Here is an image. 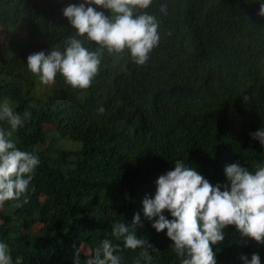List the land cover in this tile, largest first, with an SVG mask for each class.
Returning <instances> with one entry per match:
<instances>
[{"label":"trees","instance_id":"1","mask_svg":"<svg viewBox=\"0 0 264 264\" xmlns=\"http://www.w3.org/2000/svg\"><path fill=\"white\" fill-rule=\"evenodd\" d=\"M83 0H0V27L37 39L0 55V102L9 100L23 119L11 139L39 157L28 191L0 206V242L22 264H81L106 238L120 245L121 264H181L166 231L144 217L142 201L177 160L194 167L213 186L228 183L233 163L254 172L264 146L252 133L264 128V16L258 0H153L146 10L160 21L161 40L138 66L130 53L103 54L100 72L86 90L61 75L44 98L32 96L38 78L27 69L30 54L63 51L75 35L63 9ZM167 4L168 14L159 12ZM95 7V5H93ZM110 16L108 10L97 8ZM14 29V30H13ZM15 31V32H16ZM84 46L95 50L84 37ZM249 97L247 102L244 97ZM103 106L105 112L97 109ZM0 127L9 130L6 122ZM74 141L73 149L44 147L47 132ZM53 155L50 157V155ZM223 190V188L221 189ZM139 213L138 238L147 239L151 261L110 237L113 222ZM167 218L172 219L165 212ZM217 264H243L264 244L241 238L234 226L212 245Z\"/></svg>","mask_w":264,"mask_h":264},{"label":"clouds","instance_id":"2","mask_svg":"<svg viewBox=\"0 0 264 264\" xmlns=\"http://www.w3.org/2000/svg\"><path fill=\"white\" fill-rule=\"evenodd\" d=\"M153 0H83L63 9V16L75 29V35L65 42L63 51L51 48L30 54L27 69L45 86L55 83L61 75L65 83L74 89L86 90L100 72L103 54L122 55L130 53V59L138 66L145 65L151 52L159 46L160 21L155 14L146 10ZM258 15L264 16V0H258ZM95 5V7H93ZM108 10L111 15H105ZM159 12L168 14L167 4H162ZM84 37L97 46L90 50L84 46ZM247 102L249 97L245 96ZM105 112L103 106L97 109ZM0 122H6L9 130L0 127V206L6 201L19 199L25 194L40 164L39 157L20 150L11 139L13 133L23 126V119L10 101L0 104ZM264 146V128L251 134ZM228 183L213 186L194 167L185 166L177 160L173 170L156 180L154 196H146L142 201L144 217L151 222L157 233L166 231L173 242L172 249L181 258V264H217L212 245L225 239V229L234 226L243 238L264 244V164H257L255 171L241 167L239 163L224 169ZM223 188V190H221ZM165 212L172 219L167 218ZM141 224L136 213L129 223L116 221L111 225L110 237L123 240L125 248L142 249L140 257L151 261L149 249H155L147 239L138 238L137 225ZM119 244L113 239L101 241L100 248L89 253L83 264H121L116 255ZM243 264H261L258 253L251 259L242 255ZM23 257L13 260L9 246L0 242V264H22ZM73 264H81L80 249H77Z\"/></svg>","mask_w":264,"mask_h":264},{"label":"rangeland","instance_id":"3","mask_svg":"<svg viewBox=\"0 0 264 264\" xmlns=\"http://www.w3.org/2000/svg\"><path fill=\"white\" fill-rule=\"evenodd\" d=\"M14 30V29H13ZM14 30V33H12L11 37L12 40L9 44V46L6 49H0V55H5V54H10L16 49H18L19 46L26 44L31 41V39H37L41 42L48 43L47 40L44 38L38 37V38H33L27 30H20L16 31ZM8 37L5 31L4 27H0V41H7ZM50 87L47 88V86L42 85L39 80L37 81V84L34 87V90L32 92V96L39 97V98H44L47 94H51ZM6 100H2L0 104H2ZM9 101V100H7ZM54 132L53 131H48L47 132V138L46 141L44 142V147L48 148L50 151L53 149V147H66V148H76L79 145L75 143L74 141H71L69 139L65 138H60L59 140L54 139ZM53 155L51 154L50 157Z\"/></svg>","mask_w":264,"mask_h":264}]
</instances>
